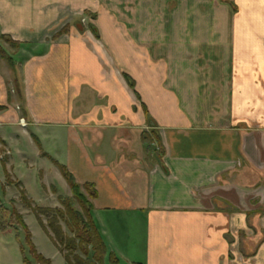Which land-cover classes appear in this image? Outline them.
Wrapping results in <instances>:
<instances>
[{"label": "crops", "instance_id": "1", "mask_svg": "<svg viewBox=\"0 0 264 264\" xmlns=\"http://www.w3.org/2000/svg\"><path fill=\"white\" fill-rule=\"evenodd\" d=\"M58 165L118 264H264V0H0V185Z\"/></svg>", "mask_w": 264, "mask_h": 264}, {"label": "trees", "instance_id": "2", "mask_svg": "<svg viewBox=\"0 0 264 264\" xmlns=\"http://www.w3.org/2000/svg\"><path fill=\"white\" fill-rule=\"evenodd\" d=\"M92 31L95 32V29L92 28ZM68 32L69 28H66L60 35ZM127 80L133 88L134 84L131 79L127 77ZM145 112L149 119L147 110ZM149 122L152 123L150 120ZM152 135L156 142L152 143V139L147 134L143 135V142L148 148H151L155 143H161L156 133H152ZM58 167L72 191L73 198L63 201L62 208L60 209H32L41 227L62 254L67 264H103L108 255L110 260H116L118 264L117 257L113 254H108L103 238L92 218V200L98 196L95 186L92 184H86L83 187L78 185L74 176L64 166L58 165ZM81 188H85L88 192L89 200L83 195ZM21 198L23 201H27L25 195L22 194ZM75 202L79 204L81 211L75 209ZM28 206L29 208L31 207V205ZM12 216V211L0 204L1 230L7 231L13 228L18 233L20 231L24 233L25 241L21 242L20 238H18L21 243L24 264H51V261L45 259L36 250L32 242V235L26 224L22 221H20L19 225L13 224L11 221ZM61 222L65 223L73 237L70 238L65 235ZM91 251L93 252L94 263L88 262L79 255H76L77 252H80L83 256L89 258Z\"/></svg>", "mask_w": 264, "mask_h": 264}, {"label": "rangeland", "instance_id": "3", "mask_svg": "<svg viewBox=\"0 0 264 264\" xmlns=\"http://www.w3.org/2000/svg\"><path fill=\"white\" fill-rule=\"evenodd\" d=\"M146 134L150 137V139H152V143L156 142L155 138L153 139L154 136L152 135L151 131L146 133ZM62 181H61V179L54 177L50 180L49 179H45V180L41 179V181H40V178H39L38 182H36V181L29 182L28 186H27V191H28L27 195L31 199H29L26 196L25 191L21 190L19 185H16V188H13V190H12V192H13L12 195L18 196L19 200H17L16 198L13 200L8 199L7 198L8 195H6V191H5L6 186L3 187L0 185V200H2L3 203H7V204H5V207L8 210L12 211V213H13V216L11 218L12 223L15 225H19L20 221L24 222L23 216L19 214V211H18V209H16L17 207L15 204H18V206L25 208L27 210H30L32 213H34L32 210L34 208L35 209L36 208H45V209H52V210L62 208V202L63 201L73 198V194H72L71 189L69 190V193L67 194V188L65 186L61 185ZM50 183H53L55 188H56V189L55 188L52 189V194L55 196V198H57V201L54 199V196L53 197L51 196V198H52L51 201L48 198H46V195L48 194L47 192L50 191V188H49ZM9 185H11V184H9ZM81 192L83 193V195L88 200L90 199L88 192L85 190V188H81ZM22 194L27 197V201L22 200V198H21ZM9 200H11V202ZM47 200H49V201H47ZM34 202H36L39 206L36 205ZM50 202L57 204V207L50 208L49 207V205H51ZM74 204H75V209L77 211H81L79 204L76 202ZM28 205H31V207L29 208ZM26 221H27L26 226L28 227L29 231L32 232L33 236L36 239V241L33 240L34 241L33 244H34L36 250L39 253H43V255L42 254L41 255L44 258H46L47 260L51 261V264H67L64 257L62 256V254L60 255L56 251V249H55L56 247L52 246L53 244L51 245L49 243V240L47 239L45 233L43 232V229L41 228V225H40L37 217L35 216V214L28 215L26 217ZM61 225H62V228H63L65 235L67 237H70V238L73 237V235H71V233L69 232L65 223L61 222ZM0 229H1V227H0ZM17 236H20L21 241H23V240L25 241L24 233H22L21 231L17 234ZM46 255H48L49 258H47ZM76 255H79L80 257H82L84 260H87L88 262L94 263L92 251L90 253L89 258H86L85 256H83V254L80 252H77ZM118 263H119V261H118ZM103 264H117V263H116V260L115 261L110 260L109 255H108V256H106V259L103 262ZM121 264H127V263H125L124 261H121Z\"/></svg>", "mask_w": 264, "mask_h": 264}, {"label": "built area", "instance_id": "4", "mask_svg": "<svg viewBox=\"0 0 264 264\" xmlns=\"http://www.w3.org/2000/svg\"><path fill=\"white\" fill-rule=\"evenodd\" d=\"M21 124H22L23 126L26 125L24 120L21 121Z\"/></svg>", "mask_w": 264, "mask_h": 264}]
</instances>
